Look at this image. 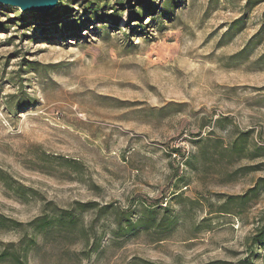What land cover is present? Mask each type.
Listing matches in <instances>:
<instances>
[{
  "label": "rangeland",
  "instance_id": "1",
  "mask_svg": "<svg viewBox=\"0 0 264 264\" xmlns=\"http://www.w3.org/2000/svg\"><path fill=\"white\" fill-rule=\"evenodd\" d=\"M122 1L0 4V254L264 264V0Z\"/></svg>",
  "mask_w": 264,
  "mask_h": 264
},
{
  "label": "water",
  "instance_id": "2",
  "mask_svg": "<svg viewBox=\"0 0 264 264\" xmlns=\"http://www.w3.org/2000/svg\"><path fill=\"white\" fill-rule=\"evenodd\" d=\"M59 0H0V4L17 9L21 14L49 13Z\"/></svg>",
  "mask_w": 264,
  "mask_h": 264
},
{
  "label": "trees",
  "instance_id": "3",
  "mask_svg": "<svg viewBox=\"0 0 264 264\" xmlns=\"http://www.w3.org/2000/svg\"><path fill=\"white\" fill-rule=\"evenodd\" d=\"M132 1L133 0H123L122 2H120L119 4H120V6L123 4V2H129V3H132ZM258 1H252V0H250L249 1V6H251V5H253L254 3H257ZM54 14V16H58V14H56V11L54 10V11H52L49 15H42L41 16V19H46L48 16H52ZM19 18H22V17H19ZM24 18V17H23ZM142 17H137V22L138 23H141V19ZM109 23L110 24H114V25H116L117 23H116V21H114V20H110L109 21ZM46 38H48V37H46ZM18 108H16V109H12V112H14V111H16ZM235 146H237L236 144H235ZM257 151H259V149H256ZM260 150H264V147H262V149H260ZM248 170V169H247ZM246 170V171H247ZM6 221V219L4 218V217H2V216H0V229H3L4 227H2L3 225L2 224H4V223H2V222H5ZM127 223V225L125 226V230H124V232L125 233H129V232H131V230H133V228H132V226L130 225V222L129 221H127L126 222ZM260 241L261 240H264V235H261L259 238H258ZM0 261H8L9 263H16V264H24L20 259H19V257L15 254V253H13V254H7V251L6 252H4V253H1L0 254Z\"/></svg>",
  "mask_w": 264,
  "mask_h": 264
}]
</instances>
